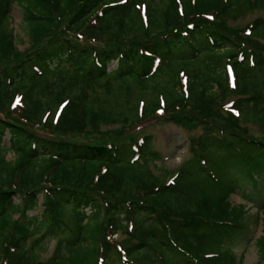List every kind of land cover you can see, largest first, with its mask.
<instances>
[{"label":"trees","instance_id":"trees-1","mask_svg":"<svg viewBox=\"0 0 264 264\" xmlns=\"http://www.w3.org/2000/svg\"><path fill=\"white\" fill-rule=\"evenodd\" d=\"M256 9L264 0H0V264H239L247 208L231 195L264 187V16L230 20ZM160 120L201 133L156 173L142 131Z\"/></svg>","mask_w":264,"mask_h":264},{"label":"rangeland","instance_id":"rangeland-1","mask_svg":"<svg viewBox=\"0 0 264 264\" xmlns=\"http://www.w3.org/2000/svg\"><path fill=\"white\" fill-rule=\"evenodd\" d=\"M264 16L263 10H253L248 11L244 15L232 18L230 20L231 25L242 26L245 23L251 21L257 16ZM11 27L13 29V34L15 37V43L20 50L25 49L28 46V36L23 25L22 12L20 7L17 4L12 6L11 11ZM116 65V62H113L109 65L108 69H113ZM117 125H104L102 129L115 128ZM144 131L151 134V149L158 153L159 158L155 161H148V166L152 168L156 173L160 172V168L172 169L177 167L184 159L189 157V139L192 136L199 135L201 133V127L190 129L182 125L174 124L168 121H148L144 125ZM249 131L254 135H260L262 129L253 124L247 123ZM9 134L6 133L3 137V142L8 145ZM11 152L7 153V158L11 159ZM261 183V181H260ZM244 193L252 195L253 199L247 197L242 192L237 191L231 195V200L234 203H244L247 208V213L245 215V220L247 221L249 227V236L242 237L235 240L232 243L234 252L239 257V264H261L259 261V256L257 249L254 245L255 238L262 234V223L261 219L263 215L261 211H264V187L261 185L255 190L252 185L245 184ZM249 188V191H247ZM19 196L16 195L14 198L15 202H19ZM43 209L42 206V197H39L37 207L29 211V215L39 214ZM86 214L89 213V209H86ZM17 216V215H16ZM15 216V217H16ZM71 216H66V220L69 223H72ZM123 235L120 232L115 233L113 239H121ZM56 238H48L45 244V251L41 254L42 259L49 257L56 245ZM114 259L116 255L112 253L111 255Z\"/></svg>","mask_w":264,"mask_h":264}]
</instances>
